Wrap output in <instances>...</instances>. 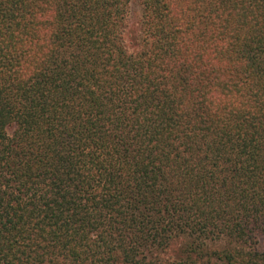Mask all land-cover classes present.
I'll list each match as a JSON object with an SVG mask.
<instances>
[{
  "label": "trees",
  "instance_id": "1",
  "mask_svg": "<svg viewBox=\"0 0 264 264\" xmlns=\"http://www.w3.org/2000/svg\"><path fill=\"white\" fill-rule=\"evenodd\" d=\"M137 1L0 0V264H264V0Z\"/></svg>",
  "mask_w": 264,
  "mask_h": 264
},
{
  "label": "rangeland",
  "instance_id": "2",
  "mask_svg": "<svg viewBox=\"0 0 264 264\" xmlns=\"http://www.w3.org/2000/svg\"><path fill=\"white\" fill-rule=\"evenodd\" d=\"M141 21V6L137 0H131L127 16L128 38L127 45L132 46L134 38L139 36ZM9 132L11 129L8 130Z\"/></svg>",
  "mask_w": 264,
  "mask_h": 264
}]
</instances>
